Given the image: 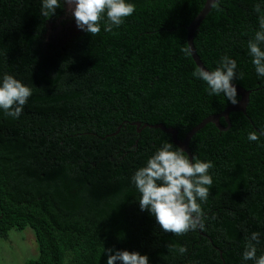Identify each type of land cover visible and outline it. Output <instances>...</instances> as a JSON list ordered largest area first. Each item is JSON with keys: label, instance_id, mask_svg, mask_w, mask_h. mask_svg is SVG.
I'll list each match as a JSON object with an SVG mask.
<instances>
[{"label": "trees", "instance_id": "trees-1", "mask_svg": "<svg viewBox=\"0 0 264 264\" xmlns=\"http://www.w3.org/2000/svg\"><path fill=\"white\" fill-rule=\"evenodd\" d=\"M205 1L131 0L136 11L120 27L104 31L105 16L94 36L56 37L67 6L45 18L40 0H0V75L33 93L18 119L0 111V238L34 230L39 256L24 264H106L108 249L146 254L150 264H244L253 233L264 255V136L247 139L264 128V80L247 53L264 15L259 0H223L194 37L206 67L230 56L243 73L233 82L251 90L247 115L231 113L228 130L209 123L191 139L193 156L214 164L205 228L162 231L131 182L165 142L176 146L144 124L174 127L183 139L231 104L207 94L191 75L192 56L180 51Z\"/></svg>", "mask_w": 264, "mask_h": 264}, {"label": "clouds", "instance_id": "clouds-1", "mask_svg": "<svg viewBox=\"0 0 264 264\" xmlns=\"http://www.w3.org/2000/svg\"><path fill=\"white\" fill-rule=\"evenodd\" d=\"M40 16L51 18L58 7L67 6L75 19L79 30L94 36L101 31V21L104 31L120 27L125 18L136 11L131 0H40ZM223 0H208L211 10H220ZM264 0L256 5L257 13L262 11ZM180 51L185 57L193 55V48L185 44ZM247 53L258 79L264 80V15L258 16V29L247 41ZM196 80L202 81L209 96L223 95L229 103L237 105L240 99L234 80H240L243 73L238 71L237 62L224 55L218 66L211 70L204 65L195 67L191 73ZM32 88L15 76L4 73L0 75V111L5 116L18 119L23 107L32 96ZM264 136V128H258L248 134L249 142H260ZM214 164L210 160H201L197 156L191 159L186 152L170 142H165L154 154L149 156L145 164L139 167L131 176V182L139 193L138 204L141 211H147L154 217L160 229L174 235H183L189 231L203 230L205 216L202 209L210 196L213 177L210 169ZM251 241L258 242V234L253 233ZM248 243L242 255V261H254L264 264V255L257 256V248ZM105 251V250H104ZM180 253L186 249L181 247ZM106 264H150L148 255L127 250L108 249Z\"/></svg>", "mask_w": 264, "mask_h": 264}, {"label": "water", "instance_id": "water-1", "mask_svg": "<svg viewBox=\"0 0 264 264\" xmlns=\"http://www.w3.org/2000/svg\"><path fill=\"white\" fill-rule=\"evenodd\" d=\"M208 0L205 1L203 8L201 11L195 16V18L191 21L189 25L185 26V29L187 30V44L192 45L193 48V55L192 58L197 66H205L204 62L201 59V56L199 55L197 48L195 46L194 37L195 33L199 29L201 23L204 21V19L208 16V14L211 12V8L209 5H207ZM206 67V66H205ZM234 83V82H233ZM237 87V93L238 97L240 99V103L237 105H228L223 111L211 114L204 118L200 123L195 125L193 128H191L184 136L183 139H179L178 137V130L174 127H168L163 123H157V124H149L146 123L143 125V128L145 127H152V128H159L163 131H165L167 134H170L172 137L173 143L177 146L182 148L186 154L189 155V158L191 159L193 157V154L191 152L190 148V142L191 139L194 137V135L199 132L202 128H204L207 124L212 123L214 124L219 130L226 131L231 127V119L230 114L234 112H241L244 115H247V107L250 100V93L251 90L245 89L243 86L234 83ZM222 119H224L225 123L227 125H224L222 123ZM137 126H140L141 123L137 122L134 123ZM140 131V130H139Z\"/></svg>", "mask_w": 264, "mask_h": 264}, {"label": "rangeland", "instance_id": "rangeland-1", "mask_svg": "<svg viewBox=\"0 0 264 264\" xmlns=\"http://www.w3.org/2000/svg\"><path fill=\"white\" fill-rule=\"evenodd\" d=\"M70 16L71 11L68 8ZM74 23V24H72ZM78 30L75 22L59 28H54L51 33L56 37H65ZM39 256V247L35 232L31 227L24 230L12 229L7 239L0 238V264H24L29 259Z\"/></svg>", "mask_w": 264, "mask_h": 264}, {"label": "flooded vegetation", "instance_id": "flooded-vegetation-1", "mask_svg": "<svg viewBox=\"0 0 264 264\" xmlns=\"http://www.w3.org/2000/svg\"><path fill=\"white\" fill-rule=\"evenodd\" d=\"M67 18H68V21H67V23H66V26L69 25L70 22H75V19H74L73 16H70V15H69ZM72 24H74V23H72Z\"/></svg>", "mask_w": 264, "mask_h": 264}]
</instances>
